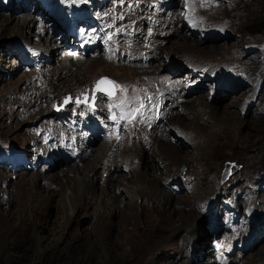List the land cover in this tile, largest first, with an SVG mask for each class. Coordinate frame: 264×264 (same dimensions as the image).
I'll use <instances>...</instances> for the list:
<instances>
[{
	"label": "rangeland",
	"instance_id": "1",
	"mask_svg": "<svg viewBox=\"0 0 264 264\" xmlns=\"http://www.w3.org/2000/svg\"><path fill=\"white\" fill-rule=\"evenodd\" d=\"M259 225L264 0H0V264H264Z\"/></svg>",
	"mask_w": 264,
	"mask_h": 264
},
{
	"label": "bare ground",
	"instance_id": "2",
	"mask_svg": "<svg viewBox=\"0 0 264 264\" xmlns=\"http://www.w3.org/2000/svg\"><path fill=\"white\" fill-rule=\"evenodd\" d=\"M170 4V3H169ZM171 5H173L172 3L170 4V6ZM18 6V5H17ZM29 6V5H28ZM17 8H19V6L17 7ZM28 8V7H27ZM71 9H72V6L70 7ZM24 9H26V8H24ZM38 9V11H39V9L40 8H37ZM73 14H74V16H81V8L79 9V12H77V13H75V9H74V12H73ZM163 14V13H162ZM169 15V14H168ZM171 15V14H170ZM169 18V17H168ZM168 18H166L168 21H171L173 18H174V16H172V17H170V19H168ZM46 19V21L47 20H49V18H45ZM5 21H7V19L5 20ZM45 21V22H46ZM3 22V21H2ZM14 22V19H13V21H12V23ZM44 22V24H47V23H45ZM8 25L10 24L9 22L7 23ZM15 24V23H14ZM11 26V25H10ZM7 26V27H5V31H10V32H14V30L17 28L18 30V32L21 34V35H23L24 36V38H26L27 36H26V34L22 31V29L24 28V26L25 25H23L22 23H17V24H15L14 25V27L13 26ZM49 26H51V25H48V27ZM165 28H167L166 26H164L163 28H161V29H165ZM201 28V27H200ZM160 29V30H161ZM54 30H56V28H53V31ZM58 30V29H57ZM58 32H59V30L57 31V34H58ZM55 33V32H54ZM28 35V34H27ZM54 34H52L51 35V33H50V36H52V37H54L55 39L57 38V36L55 37V36H53ZM29 37V36H28ZM181 37V36H180ZM57 40V39H56ZM62 40V39H61ZM82 42H83V44H84V40H81ZM181 41H182V43H181V47L183 46V44H185L186 45V47H187V45L189 46L190 45V42L184 37V38H182L181 39ZM72 42V41H71ZM196 45H199V44H196ZM56 46V48L58 49V47H59V50H63L62 49V47L63 46H59V45H55ZM179 46V45H178ZM191 46V45H190ZM196 48H198L199 46H195ZM24 49H27V51L29 52V51H31V53H32V55L31 56H34V52L35 51H33L32 50V48L31 47H26L25 45H24V47H23ZM85 48H87L86 46H84V49ZM56 49V50H57ZM177 49V48H176ZM193 49V48H192ZM19 50H21V48H19ZM180 50V49H179ZM178 50V51H179ZM91 51H92V49L90 48V47H88V52H89V54L91 53ZM174 51V50H173ZM36 55V54H35ZM93 56H95V55H93ZM29 57H30V55H29ZM183 58V57H182ZM19 59H23V58H21V57H19ZM193 59V58H192ZM28 60H30V61H32L33 60V58H31L30 57V59H28ZM194 60V59H193ZM188 62V61H187ZM25 64H26V66L27 67H29L30 66V64L28 63V62H25ZM101 64V62H98L96 65H95V67H97V66H99ZM94 68V67H93ZM208 69V68H207ZM177 78V77H176ZM208 80V79H207ZM227 82V80L225 81V82H223L220 86H216V89H218V92H217V96L214 98V100H213V102L215 103V105H219L220 104V107L219 106H217V108H214L213 110H212V115L213 114H221V115H228L229 114V112H228V110H227V112L226 111H224V110H226V109H228V108H230V106L231 105H227V106H224L225 105V102H226V97L227 96H229V94H232V92H230V91H233V92H235L236 90L235 89H232V90H228V89H224L223 87L226 85V84H228V83H226ZM110 84V83H109ZM175 85H178L179 86V84L177 83V84H175ZM109 86V85H108ZM107 86V87H108ZM231 86H233V85H231ZM175 87V86H174ZM109 88V87H108ZM204 89V87L202 86V87H200L199 89ZM175 89V88H174ZM180 89V88H179ZM105 90H106V88H105ZM107 92H111L112 90H110V91H108V90H106ZM178 91V90H177ZM225 93L224 95H222V93ZM177 94V96L178 97H180L181 96V93H176ZM244 96V95H243ZM176 96L174 97L173 95H171V94H168L167 95V102H171L172 103V105L173 106H177V103L178 102H174V101H176ZM166 98H164V100H165ZM248 99H250V98H248ZM203 101L205 102V100L203 99ZM165 102V101H164ZM203 102V103H204ZM208 102L210 103V101L208 100L207 102H205V104H199L198 106H190L189 107V110L191 111H194V114L195 115H198V116H201V112H202V114H203V112H205L206 110H207V108L209 109V107H207V105H208ZM184 103V102H183ZM184 105V104H183ZM172 106V108H174ZM186 106V105H185ZM200 106V109H198L197 110V107H199ZM162 107H163V103H162ZM169 108V107H168ZM169 110H171V108H169ZM244 110V109H243ZM205 114H207V113H205ZM205 116V115H204ZM216 116V115H215ZM80 119V118H79ZM173 120V119H172ZM230 120H232L231 118H230ZM174 121V120H173ZM159 123V121L156 123V124H154V126H156L157 124ZM151 126V125H150ZM100 129V128H99ZM155 132H157L158 130H154ZM158 132H160V131H158ZM162 132H164L163 130L161 131V134H162ZM164 136H166L165 134H164ZM95 137V136H94ZM98 137V136H97ZM158 138V137H157ZM162 139V138H161ZM95 140V139H94ZM94 142V141H93ZM165 142V141H164ZM83 144V146H85V142L84 143H82ZM91 144L92 143H90L89 144V146H91ZM93 145V144H92ZM101 146H99L98 147V149L100 148ZM172 148H174V147H172ZM96 150V149H95ZM100 150L102 151V152H104V150H106L104 147H101L100 148ZM99 150V151H100ZM174 150V149H173ZM84 151V150H83ZM174 151H178L179 152V149H177V148H175V150ZM94 152V151H93ZM103 154V153H102ZM84 155V154H83ZM86 155V154H85ZM88 157V156H87ZM87 159V158H86ZM73 160V159H72ZM61 162V161H60ZM152 162H154V161H152V159L151 158H149L147 161H146V167L147 168H149L150 170L151 169H155V170H157L158 169V165H156V164H152ZM71 164V163H70ZM69 165V164H68ZM97 165H95V166H93L92 168H91V170L90 171H92V170H94V168L96 167ZM62 167V166H61ZM14 168H18V167H16V166H13L12 167V169H14ZM78 173H81V171L80 170H78ZM92 173H93V171H92ZM87 177V176H86ZM75 175L72 177V176H70V177H66V182L67 183H69V180L71 181V180H73V181H75ZM144 178V180L149 184V189H151L150 188V185H151V181H152V179L150 178V174L148 175L147 174V177H143ZM57 180H59V179H57ZM89 180V178H82V184H81V187H80V189H76V187L74 188V190H73V197L74 198H76L78 195H79V193H81V192H83V188H87L88 189V185L90 184V182L88 181ZM77 181V180H76ZM75 181V182H76ZM61 183H62V181H61ZM73 183V182H72ZM32 183H31V181H27V185L28 186H31L32 187V185H31ZM64 184H66V183H64ZM70 185H73V184H71L70 183ZM92 185V184H91ZM91 185H90V187H91ZM115 185V187L117 186V185H119V182L118 183H116V184H114ZM93 186V185H92ZM72 187V186H71ZM123 187V186H122ZM33 189H35L34 188V186L32 187ZM81 188L83 189L82 191H81ZM119 188H120V186H119ZM73 189V188H72ZM86 189V190H87ZM92 189V188H91ZM116 189H117V187H116ZM116 189H115V191H116ZM124 189V188H123ZM125 189H126V192H127V190H129L128 192L129 193H132V192H134L133 190H130L128 187H126L125 186ZM89 190V189H88ZM85 191V190H84ZM88 192V191H87ZM91 192H93V190H91ZM110 193V192H109ZM114 193H116V192H114ZM135 193V192H134ZM89 194V193H88ZM104 194L105 193H103V196H104ZM86 195V194H85ZM90 195V194H89ZM106 195V194H105ZM110 195V194H109ZM107 196V195H106ZM111 196V195H110ZM101 197V196H100ZM105 197V196H104ZM80 198H82V197H80ZM111 199H113V202L112 201H108L109 199L107 198V200H104V198H103V201H102V208H104V209H112L111 208V205H114V204H118V203H116L115 201L117 200V197H115V196H112V197H110V200ZM116 206V205H115ZM79 207V206H78ZM117 207V206H116ZM76 208H77V206L75 207L74 206V210H76ZM87 209V208H86ZM118 209V208H117ZM77 211H80V210H77ZM123 211V210H122ZM76 214H78V212H76L75 213V215ZM190 220V219H189ZM186 223H187V221H185ZM110 223V222H109ZM185 223V224H186ZM260 226V225H259ZM261 227H263V229H264V226H260L259 228H261ZM109 228V226H108V224H106V227H105V229L104 230H106V229H108ZM263 229L261 228V230H260V232L259 233H264L263 232ZM110 232V230H108V233ZM173 239V238H172ZM186 239V238H185ZM261 239H262V237H261ZM254 240V239H253ZM172 241V240H171ZM170 241V246H169V248H172L173 246H174V242L172 241L171 242ZM261 241L260 240H258V237H256V240H255V242H253L254 244H252L251 245V247H253L254 245H256V244H258V243H260ZM176 246V245H175ZM179 246V245H178ZM182 246V245H181ZM168 248V249H169ZM183 250V249H182ZM221 250V249H220ZM219 250V251H220ZM181 251V250H180ZM182 252V251H181ZM180 252V253H181ZM188 254V253H187ZM188 257V256H187ZM209 261V260H208Z\"/></svg>",
	"mask_w": 264,
	"mask_h": 264
},
{
	"label": "water",
	"instance_id": "3",
	"mask_svg": "<svg viewBox=\"0 0 264 264\" xmlns=\"http://www.w3.org/2000/svg\"><path fill=\"white\" fill-rule=\"evenodd\" d=\"M106 81V80H105ZM107 82H109V80H107ZM102 83H100L99 84V86H98V84H97V86L95 87V90L93 91V93H95V92H97V91H101V92H103L104 94L105 93H107L106 95H109V96H111V95H113V90L111 91V92H107L105 89H104V87L101 85ZM229 167V165L227 166V168ZM228 170V169H227ZM226 172V171H225ZM227 177V175H225L224 177H223V179H225Z\"/></svg>",
	"mask_w": 264,
	"mask_h": 264
},
{
	"label": "trees",
	"instance_id": "4",
	"mask_svg": "<svg viewBox=\"0 0 264 264\" xmlns=\"http://www.w3.org/2000/svg\"><path fill=\"white\" fill-rule=\"evenodd\" d=\"M105 81V80H104ZM103 87H104V89L109 85V83L107 82V81H105V83H102L101 84Z\"/></svg>",
	"mask_w": 264,
	"mask_h": 264
},
{
	"label": "snow or ice",
	"instance_id": "5",
	"mask_svg": "<svg viewBox=\"0 0 264 264\" xmlns=\"http://www.w3.org/2000/svg\"><path fill=\"white\" fill-rule=\"evenodd\" d=\"M104 82H105L104 80L98 82V86H99L100 83H104ZM109 83H111V82L109 81Z\"/></svg>",
	"mask_w": 264,
	"mask_h": 264
}]
</instances>
